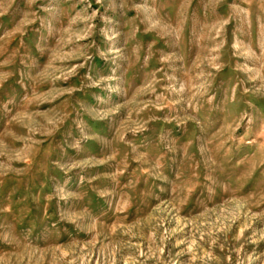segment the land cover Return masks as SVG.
Masks as SVG:
<instances>
[{
    "label": "rangeland",
    "instance_id": "obj_1",
    "mask_svg": "<svg viewBox=\"0 0 264 264\" xmlns=\"http://www.w3.org/2000/svg\"><path fill=\"white\" fill-rule=\"evenodd\" d=\"M0 264H264V0H0Z\"/></svg>",
    "mask_w": 264,
    "mask_h": 264
}]
</instances>
